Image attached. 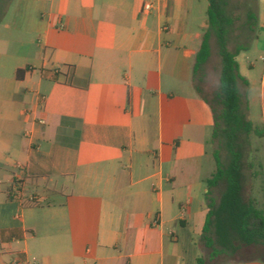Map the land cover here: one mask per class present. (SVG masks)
I'll use <instances>...</instances> for the list:
<instances>
[{"label": "crops", "instance_id": "0c3cea01", "mask_svg": "<svg viewBox=\"0 0 264 264\" xmlns=\"http://www.w3.org/2000/svg\"><path fill=\"white\" fill-rule=\"evenodd\" d=\"M204 1H12L0 24V264H197L216 169L193 82ZM258 16L239 65L264 127V0Z\"/></svg>", "mask_w": 264, "mask_h": 264}, {"label": "trees", "instance_id": "16d2710c", "mask_svg": "<svg viewBox=\"0 0 264 264\" xmlns=\"http://www.w3.org/2000/svg\"><path fill=\"white\" fill-rule=\"evenodd\" d=\"M13 0H0V24ZM208 28L196 56L193 82L213 116L210 140L216 169L207 180L209 212L199 241L197 264H234L264 256V173L251 161L252 137L264 141V127L250 118L249 81L238 56L257 39L258 1L209 0ZM218 61L219 83L208 90L209 69ZM29 69L19 70L21 79ZM260 168L262 164L259 162ZM262 178V203L252 180Z\"/></svg>", "mask_w": 264, "mask_h": 264}, {"label": "rangeland", "instance_id": "374dc122", "mask_svg": "<svg viewBox=\"0 0 264 264\" xmlns=\"http://www.w3.org/2000/svg\"><path fill=\"white\" fill-rule=\"evenodd\" d=\"M240 1L243 2L244 0H240ZM204 2H205V6L200 7V13L198 14L199 18H201V19H207V17H208L207 12H208V9L210 6L209 0H205ZM256 2H257V0H252V3H254V5L256 4ZM262 41L264 43V38L262 39ZM263 48H264V45H262V49ZM246 57H251L249 51L238 56L237 60L240 64H243V60ZM212 64L213 65H211V67L209 69V79H208V83H207V89L208 90H212V89L217 88L218 83H219V73L217 72L218 61L214 59ZM259 106H257L258 111H260ZM254 111H255V106L253 107V112ZM210 150L212 152V146L211 145H210ZM252 151H253V153L251 155L250 160L254 162L255 170H258L260 172V170L262 169V171L264 173V141L259 140L255 136H253L252 137ZM259 162L262 164V166H263L262 168H260ZM212 164L216 168L215 161H212ZM252 186H253V191H252L253 197L257 198V200H259V203H262V178L252 180Z\"/></svg>", "mask_w": 264, "mask_h": 264}, {"label": "built area", "instance_id": "2783aa9c", "mask_svg": "<svg viewBox=\"0 0 264 264\" xmlns=\"http://www.w3.org/2000/svg\"><path fill=\"white\" fill-rule=\"evenodd\" d=\"M151 9H152V5L148 4V5L145 6V10H146V11H149V10H151ZM42 99H44V98H42ZM38 122H39L41 125H45V124H46L45 120H43V119H39ZM11 195H12V197L19 199V198L21 197V195H22V192H21V190H20V187H16V186H15V187L13 188L12 192H11ZM31 200H32V201H36V199H35L34 197H33ZM13 264H20V263H19L17 260H14ZM23 264H31V262H30L29 260L26 259V260L23 262Z\"/></svg>", "mask_w": 264, "mask_h": 264}]
</instances>
